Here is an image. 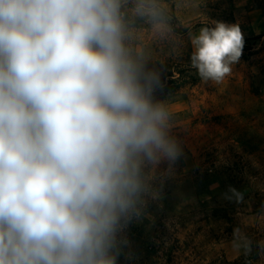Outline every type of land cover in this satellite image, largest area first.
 <instances>
[{"label":"clouds","instance_id":"9594fccd","mask_svg":"<svg viewBox=\"0 0 264 264\" xmlns=\"http://www.w3.org/2000/svg\"><path fill=\"white\" fill-rule=\"evenodd\" d=\"M120 9L0 0V264H122L129 226L183 156L160 76L126 48ZM211 24L189 33L191 66L221 84L245 39L238 23Z\"/></svg>","mask_w":264,"mask_h":264},{"label":"rangeland","instance_id":"374dc122","mask_svg":"<svg viewBox=\"0 0 264 264\" xmlns=\"http://www.w3.org/2000/svg\"><path fill=\"white\" fill-rule=\"evenodd\" d=\"M155 15L140 14L138 6ZM162 7L175 15L164 19ZM125 46L168 79L156 93L171 106L183 156L160 196L127 231L129 264H264V40L238 23L245 44L223 83L191 66L189 33L234 23L230 0H121ZM178 85L174 93L164 86ZM242 193L237 200L229 191ZM231 197V199L226 198Z\"/></svg>","mask_w":264,"mask_h":264},{"label":"crops","instance_id":"0c3cea01","mask_svg":"<svg viewBox=\"0 0 264 264\" xmlns=\"http://www.w3.org/2000/svg\"><path fill=\"white\" fill-rule=\"evenodd\" d=\"M231 6L240 11L234 23L248 26L250 36L258 42L264 40V0H230Z\"/></svg>","mask_w":264,"mask_h":264},{"label":"trees","instance_id":"16d2710c","mask_svg":"<svg viewBox=\"0 0 264 264\" xmlns=\"http://www.w3.org/2000/svg\"><path fill=\"white\" fill-rule=\"evenodd\" d=\"M162 12L164 14V19L162 20H167L170 24L174 25L173 23V20H175V15L171 12H169L166 8L162 7ZM168 79V82L172 85L174 83H176L177 81L176 80V74H175V71L174 70H170L169 73H167L165 76L162 77V83L164 85L165 81ZM162 85V86H163ZM168 85L164 86V88L168 89V92L170 93H174L176 91V89L179 87L178 85H173L171 87H167ZM122 260V264H129L128 262H126L124 260V258L122 257L121 258Z\"/></svg>","mask_w":264,"mask_h":264}]
</instances>
